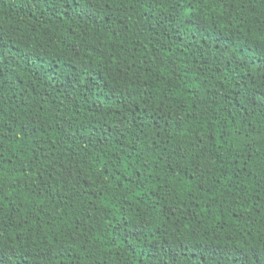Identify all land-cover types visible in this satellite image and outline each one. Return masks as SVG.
<instances>
[{"label":"trees","instance_id":"obj_1","mask_svg":"<svg viewBox=\"0 0 264 264\" xmlns=\"http://www.w3.org/2000/svg\"><path fill=\"white\" fill-rule=\"evenodd\" d=\"M0 264H264V0H0Z\"/></svg>","mask_w":264,"mask_h":264}]
</instances>
